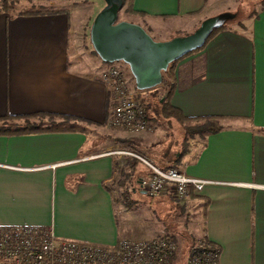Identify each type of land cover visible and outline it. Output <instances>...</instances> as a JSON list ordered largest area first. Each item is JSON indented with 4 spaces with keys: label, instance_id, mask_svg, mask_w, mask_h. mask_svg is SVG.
Instances as JSON below:
<instances>
[{
    "label": "crops",
    "instance_id": "0c3cea01",
    "mask_svg": "<svg viewBox=\"0 0 264 264\" xmlns=\"http://www.w3.org/2000/svg\"><path fill=\"white\" fill-rule=\"evenodd\" d=\"M79 1L29 14L0 9V225L51 226L60 238L114 246L121 238L168 235L175 227L164 209L174 199L186 209L182 222L192 218L195 238L220 247L219 264H264V0L255 14L237 18L176 64L171 104L186 117H220L223 125L193 136L186 132L190 121L173 119H154L153 131L108 130L107 67L85 42L95 15L75 14ZM232 6L229 0H132L128 13L165 40L192 33ZM26 119L53 130L1 131ZM128 137L155 165L213 182L187 201L168 190L150 204H121L111 184L119 169L134 168L135 196L147 194L140 181L150 173L146 162L112 150Z\"/></svg>",
    "mask_w": 264,
    "mask_h": 264
},
{
    "label": "built area",
    "instance_id": "2783aa9c",
    "mask_svg": "<svg viewBox=\"0 0 264 264\" xmlns=\"http://www.w3.org/2000/svg\"><path fill=\"white\" fill-rule=\"evenodd\" d=\"M103 80L111 90L110 117L107 128L132 132L150 131L147 117L137 89L128 86L122 68L107 67ZM120 153V151H116ZM150 167L140 186L152 197L172 191L187 201L195 191H202L210 179L191 176L178 167L161 168L142 156ZM208 239L193 251L186 264H219L220 247L209 245ZM177 245L167 235L146 238H121L114 246L60 238L51 226L0 225V264H171Z\"/></svg>",
    "mask_w": 264,
    "mask_h": 264
},
{
    "label": "water",
    "instance_id": "95a60500",
    "mask_svg": "<svg viewBox=\"0 0 264 264\" xmlns=\"http://www.w3.org/2000/svg\"><path fill=\"white\" fill-rule=\"evenodd\" d=\"M123 4L124 0H106L92 23L90 40L104 62L123 61L129 66L138 90L162 84L164 72L173 61L203 47L215 28L234 17L228 12L213 15L192 33L156 40L142 25L119 20Z\"/></svg>",
    "mask_w": 264,
    "mask_h": 264
},
{
    "label": "rangeland",
    "instance_id": "374dc122",
    "mask_svg": "<svg viewBox=\"0 0 264 264\" xmlns=\"http://www.w3.org/2000/svg\"><path fill=\"white\" fill-rule=\"evenodd\" d=\"M33 1H31V2H33ZM223 1H226V0H223ZM229 1L232 2L233 6L231 9L224 11V12L232 13L234 15V17L232 19L228 20L226 22V25H237V24H235L237 18L243 16L244 14H255L256 10L258 9L259 4L262 2V0H229ZM79 2H81V5H79V7L75 13L78 16L81 12L84 16H86L87 12H89V13H92L93 15H95V17H96V15L106 6V0H80ZM21 3H20V8H25V9H31V8H36V9L37 8L38 9L39 8H41V9H45V8L46 9L47 8H49V9H62V8H65L67 5H69L71 2L69 3L68 0H36L35 2H33L34 4L25 5V4H21ZM126 8H127V4H123L121 11H120L119 20H127V21L132 22L131 20H133V19L129 15V13L126 11ZM224 12H221V13H224ZM218 14H220V13H218ZM95 17H94V19H95ZM90 30H91V27L89 28V31H88L89 36L87 33V38L85 39V42L88 44L90 42V44L92 45L91 40H90ZM186 34H189V33H187V31L186 32L183 31L181 33H178V35H174L173 37L179 36V35H186ZM153 37L155 39L157 38V36H153ZM156 40H158V39H156ZM165 40H168V39H165ZM92 57L97 58V57H99V55L94 53V56H92ZM100 63H102L106 67L116 66V67L122 68V69L127 71L128 75L133 77L129 66L123 61H116L113 63H107V62H104L103 60H101ZM134 81H135V79H134ZM129 88L137 89L136 85H135V87L130 86ZM164 89H165V85L161 86L157 92V95L158 96L163 95L165 93ZM137 91L140 93L139 98L143 101L144 104H146V103L150 104V102H151L152 107L149 110L151 116L154 117L156 120H160L162 122L165 121L164 118H162V116L159 114L161 107H159L156 104V102H155L156 97L155 98L153 97V92H150L148 90H138V89H137ZM156 112H159V113L157 114ZM173 121L175 123L178 122V120H175V119H173ZM180 123H182V125L184 126L183 122H180ZM202 123H203V121L194 120V121H190L189 125H190V127H193V126L200 125ZM154 128L155 127L153 126V129L150 131H153ZM181 129L185 133V128H181ZM108 130H119V129L108 128ZM194 134H196V133H194ZM194 134H189V135L193 136ZM123 139L133 140L134 142L137 140L135 137H128V138H123ZM132 144L133 143L123 142L120 140L118 142L117 146H115L112 150L120 151V153H118V155L120 157H131V158H136V159L141 160L140 158L136 157L133 154V153H135L138 156H142L143 158H145L143 155L139 154L137 149L134 148L132 146ZM146 160H148V159H146ZM148 161H150V160H148ZM126 166L127 165L125 164V166H123L119 169L120 173L118 171V173H119L118 178L116 180H114L113 183H111L114 191H116L115 196H116L117 200H119V202L121 204L125 203L126 205H128L130 207L135 205L139 199H140L139 201H142L144 203H149V204L152 203L156 197H152L148 193L147 194L146 193L141 194L140 192H138L135 196V194L133 193V186H135V182L133 180V175L131 176V178H129V180L125 184H123V186H121V180L124 179V176H122V170H125ZM126 173H130V172H126ZM126 194H129L130 197H127ZM137 195H139L140 197ZM174 196L176 197V195H174ZM186 215H187V213H186V209L184 206L179 205V203L174 199H169L168 203L166 204V208L164 209V217L172 225L174 224V227H175V228H172L170 231H168V235H167V236L171 237L177 245V257H176L174 264H186L190 254L192 253L193 246H199L201 244H204L203 240L206 239L205 236H199L198 238H195L196 233L193 230L194 228L192 226V224H193L192 218H190V221L188 222V224H184L182 222V220L186 219V217H187ZM160 235H164V234H157V235H152V236H148V237L160 236ZM142 238H146V237H142Z\"/></svg>",
    "mask_w": 264,
    "mask_h": 264
},
{
    "label": "trees",
    "instance_id": "16d2710c",
    "mask_svg": "<svg viewBox=\"0 0 264 264\" xmlns=\"http://www.w3.org/2000/svg\"><path fill=\"white\" fill-rule=\"evenodd\" d=\"M24 1V0H0V9L7 11L9 13H14V14H18V13H22V14H29V13H33V11L31 10H27V9H22L20 8V3ZM28 1V0H26ZM29 1H33V0H29ZM127 0H124V4H126ZM127 12H134L132 9V0H128L127 1V8H126ZM226 28V23L220 27L215 28L212 33L210 34V36L208 37L206 43L218 32H220L221 30ZM205 43V44H206ZM205 46V45H204ZM203 46V47H204ZM202 48V47H201ZM199 48V49H201ZM197 49V50H199ZM195 50V51H197ZM96 53V51H94ZM194 51L188 53L187 55L193 53ZM97 54V53H96ZM185 55V56H187ZM184 56V57H185ZM183 58V57H182ZM180 58V59H182ZM176 60L173 61L170 65L167 71L164 72V79L162 84L158 85L157 87L150 89L148 91L153 92V97H156V104L161 107L160 113L156 112L157 114L159 113L162 118L164 119H175L181 122H186V121H191V120H201V119H192L189 117H186L183 112H181L178 108L174 107L171 104V96L175 90V67L176 64L178 63V61L180 60ZM165 85V93L163 95H157V92L159 90V88L161 86ZM147 91V92H148ZM145 108H146V112H147V117L149 119L150 122H152L155 118L151 116L149 110L152 107L151 106V102L144 104ZM155 111V110H154ZM28 121H26V123L23 126H16V127H12L9 126L8 128L10 129H3L1 131L4 132H14V133H24V132H38V131H45V130H51L52 128H46V127H41V126H33L30 123V119H26ZM203 123L197 126H193V127H186V132L188 134H194V133H198L200 135H204V134H208V133H214L217 132L219 130H221L223 128V125L221 124L220 121V117H207V118H203ZM53 130V129H52ZM121 141L123 142H129V143H134L133 140H129V139H121ZM137 141V140H136ZM139 154L142 155V153L140 151H138ZM133 160H135L136 162L139 161V159L133 158ZM136 162H134V166L136 164ZM133 168V167H132ZM134 170V168H133ZM133 170L130 171V173H126L125 170H122V176H124V179L121 180V186H123V184H125L129 178H131L132 175H134ZM209 245H213L211 241H208ZM199 246H193L192 248V252L195 251L196 249H198ZM177 257V252L173 255L172 257V263L174 264L175 260Z\"/></svg>",
    "mask_w": 264,
    "mask_h": 264
}]
</instances>
